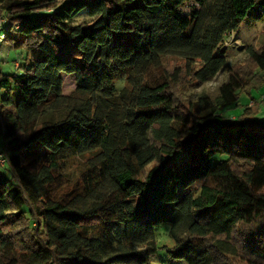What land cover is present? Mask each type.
Wrapping results in <instances>:
<instances>
[{"label":"trees","instance_id":"1","mask_svg":"<svg viewBox=\"0 0 264 264\" xmlns=\"http://www.w3.org/2000/svg\"><path fill=\"white\" fill-rule=\"evenodd\" d=\"M3 12L18 32L3 41L28 58L0 70V264H150L165 223L173 259L264 264V121L224 111L264 87V44L191 90L264 0H0ZM177 151L188 158L168 162Z\"/></svg>","mask_w":264,"mask_h":264},{"label":"rangeland","instance_id":"2","mask_svg":"<svg viewBox=\"0 0 264 264\" xmlns=\"http://www.w3.org/2000/svg\"><path fill=\"white\" fill-rule=\"evenodd\" d=\"M192 2H188L183 7V11L188 13L191 9ZM0 33L9 34L13 37L18 35V32L11 28V24L6 17V13L0 14ZM264 44V18L259 15L256 18L248 19L243 22L240 29L233 33L230 38L226 39L223 43V47L226 48L227 64L225 67L209 82L203 84L200 87H193L191 90L193 93L200 92L202 89H214L223 80L227 78L229 73V68L231 65L241 64L249 67L248 64V47L253 46L259 48ZM28 58V50L25 48H14L11 46L10 41H0V70L7 73H17L20 72L16 69L17 66L22 61L25 63ZM18 60V61H17ZM170 63L181 64L179 61L173 60L171 57ZM239 64V65H240ZM122 82V81H121ZM121 82L119 84L121 85ZM258 85V84H256ZM75 87L74 79L72 76H68L65 79L64 92L69 93ZM4 95L3 91H0V97ZM252 96L247 94L242 95L240 98V107H234L230 109H224L226 115L238 116L242 112L244 106H251V116L250 121L255 120L264 121V87L254 88L251 91ZM251 97L253 99H251ZM258 100V102H257ZM254 101V102H253ZM255 116V117H254ZM4 144L3 140L0 138V147ZM45 149V148H44ZM188 158V155L184 152L177 151L173 155L169 156L168 162L178 163ZM157 162L151 163L148 168L156 165ZM78 161L72 162L71 171L78 169ZM157 252L151 257L150 264H188L184 259H173L168 253L166 247H170L174 244V240L170 235V224L165 223L157 232Z\"/></svg>","mask_w":264,"mask_h":264},{"label":"built area","instance_id":"3","mask_svg":"<svg viewBox=\"0 0 264 264\" xmlns=\"http://www.w3.org/2000/svg\"><path fill=\"white\" fill-rule=\"evenodd\" d=\"M3 40H4L3 35L0 33V41H3ZM0 165L4 167L9 166V156H8L7 150L1 147H0Z\"/></svg>","mask_w":264,"mask_h":264},{"label":"crops","instance_id":"4","mask_svg":"<svg viewBox=\"0 0 264 264\" xmlns=\"http://www.w3.org/2000/svg\"><path fill=\"white\" fill-rule=\"evenodd\" d=\"M18 61V60H17ZM15 67H17V62L15 63Z\"/></svg>","mask_w":264,"mask_h":264}]
</instances>
